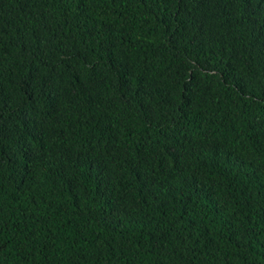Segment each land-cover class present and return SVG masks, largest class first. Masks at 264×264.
I'll return each instance as SVG.
<instances>
[{
    "label": "trees",
    "instance_id": "1",
    "mask_svg": "<svg viewBox=\"0 0 264 264\" xmlns=\"http://www.w3.org/2000/svg\"><path fill=\"white\" fill-rule=\"evenodd\" d=\"M0 264H264V0H0Z\"/></svg>",
    "mask_w": 264,
    "mask_h": 264
}]
</instances>
